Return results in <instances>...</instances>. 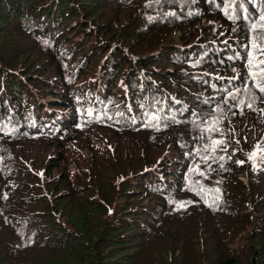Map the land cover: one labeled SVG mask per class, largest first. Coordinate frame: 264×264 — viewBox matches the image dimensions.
Segmentation results:
<instances>
[{"label": "trees", "instance_id": "obj_1", "mask_svg": "<svg viewBox=\"0 0 264 264\" xmlns=\"http://www.w3.org/2000/svg\"><path fill=\"white\" fill-rule=\"evenodd\" d=\"M261 16L0 0V264H264Z\"/></svg>", "mask_w": 264, "mask_h": 264}, {"label": "snow or ice", "instance_id": "obj_2", "mask_svg": "<svg viewBox=\"0 0 264 264\" xmlns=\"http://www.w3.org/2000/svg\"><path fill=\"white\" fill-rule=\"evenodd\" d=\"M252 27L253 30L259 29L260 31H264V16L259 17V23H254ZM252 47H254L257 51L261 52V54H264V44L256 43V41L254 40ZM249 75L250 78L253 80V86L257 88L261 93H264V61H258L254 63L253 60L250 59ZM248 107H251V104H249ZM221 143H223V141H213L212 150L215 151V146ZM261 150L264 151V146L261 147ZM256 154V152H253L250 156V159L254 158ZM205 159H207V157H205ZM180 207H183V205L181 204Z\"/></svg>", "mask_w": 264, "mask_h": 264}, {"label": "rangeland", "instance_id": "obj_3", "mask_svg": "<svg viewBox=\"0 0 264 264\" xmlns=\"http://www.w3.org/2000/svg\"><path fill=\"white\" fill-rule=\"evenodd\" d=\"M27 3H30V2H28V1H26V3L25 4H23V12H25L26 11V4ZM98 68H99V66H97ZM123 87V85H119V88H122ZM40 98V97H39ZM104 104L102 103L101 104V106H103ZM101 110V109H100ZM62 115L63 114H61V117H62ZM60 117V118H61ZM33 121V118H32V116L31 117H29L28 118V122L30 123V122H32ZM115 140H113V142H114ZM117 150L119 151V148H117ZM44 151H45V149H44V146L42 145V144H38V141H36V142H34V148H33V150H32V155H38L40 158H43V159H45V156H46V154H44ZM150 152H151V150H150ZM149 158V157H148ZM70 167V169H72V171H74V166L73 165H70L69 166ZM117 201V200H116ZM115 201V202H116Z\"/></svg>", "mask_w": 264, "mask_h": 264}]
</instances>
